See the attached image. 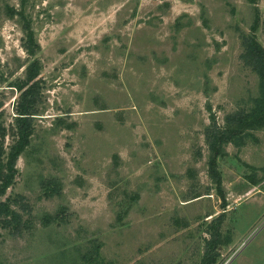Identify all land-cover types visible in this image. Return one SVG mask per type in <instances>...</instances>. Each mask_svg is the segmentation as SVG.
<instances>
[{"label": "rangeland", "instance_id": "1", "mask_svg": "<svg viewBox=\"0 0 264 264\" xmlns=\"http://www.w3.org/2000/svg\"><path fill=\"white\" fill-rule=\"evenodd\" d=\"M252 36L264 0H0L6 153L34 61L41 87L0 264H95L100 243L104 264H203L217 238L212 264H264V127L219 156L206 137L260 96Z\"/></svg>", "mask_w": 264, "mask_h": 264}, {"label": "trees", "instance_id": "2", "mask_svg": "<svg viewBox=\"0 0 264 264\" xmlns=\"http://www.w3.org/2000/svg\"><path fill=\"white\" fill-rule=\"evenodd\" d=\"M250 3H255V0H248ZM259 24V17L255 21L253 26V32L257 29ZM26 32L25 49L30 55L35 54V39L33 31L29 24L24 25ZM244 54L242 58L244 61L252 67L253 71L258 75L260 84V96L254 101L255 106L249 112L245 114H236L233 117H229L236 125L229 128H221L215 124L211 127L206 134L209 150L214 156L221 155V149L225 144H240L243 141V137L238 135L245 129H256L264 127V48L258 43L255 37H246L243 42ZM40 65L38 61H34L27 73L26 80L18 85L20 94V103L17 109V117L15 125L17 129V141L6 153L2 139L4 138V129L0 132V198L4 197L7 190L13 185L15 177L17 175L16 164L19 156L30 145L31 136L34 133L33 120L36 115V106L38 104V97L41 93L40 79L39 77ZM214 161L210 162V169L213 171ZM219 177L217 181L219 182ZM20 216L11 209V206L6 202H0V229L8 228L14 222L19 219ZM218 238L213 239L207 243L208 251L205 255L203 264H212L215 262L218 254L214 251L218 247ZM102 244L95 245V256L93 257V251L91 256V262L95 264H104L101 257ZM211 250L213 253L210 254ZM88 256L85 257L88 260ZM89 261V263H91Z\"/></svg>", "mask_w": 264, "mask_h": 264}]
</instances>
